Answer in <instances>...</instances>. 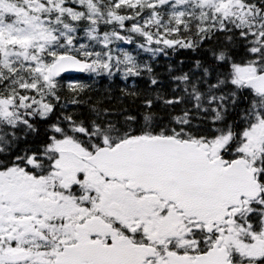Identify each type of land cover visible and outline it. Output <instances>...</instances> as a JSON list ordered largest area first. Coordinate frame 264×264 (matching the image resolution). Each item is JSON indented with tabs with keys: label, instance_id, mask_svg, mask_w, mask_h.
Returning <instances> with one entry per match:
<instances>
[{
	"label": "snow or ice",
	"instance_id": "6c2138e0",
	"mask_svg": "<svg viewBox=\"0 0 264 264\" xmlns=\"http://www.w3.org/2000/svg\"><path fill=\"white\" fill-rule=\"evenodd\" d=\"M0 264H264V0H0Z\"/></svg>",
	"mask_w": 264,
	"mask_h": 264
}]
</instances>
